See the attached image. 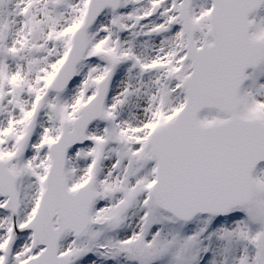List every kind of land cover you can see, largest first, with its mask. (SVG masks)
Returning a JSON list of instances; mask_svg holds the SVG:
<instances>
[{
    "label": "snow or ice",
    "instance_id": "1",
    "mask_svg": "<svg viewBox=\"0 0 264 264\" xmlns=\"http://www.w3.org/2000/svg\"><path fill=\"white\" fill-rule=\"evenodd\" d=\"M0 264H264V0H0Z\"/></svg>",
    "mask_w": 264,
    "mask_h": 264
}]
</instances>
